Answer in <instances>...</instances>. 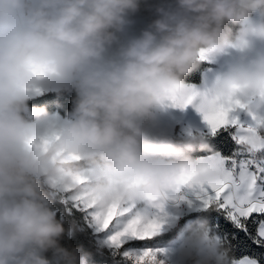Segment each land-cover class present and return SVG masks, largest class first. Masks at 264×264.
I'll use <instances>...</instances> for the list:
<instances>
[{"label": "clouds", "instance_id": "9594fccd", "mask_svg": "<svg viewBox=\"0 0 264 264\" xmlns=\"http://www.w3.org/2000/svg\"><path fill=\"white\" fill-rule=\"evenodd\" d=\"M142 7L150 22L135 32ZM222 58L194 87L197 105L238 100L255 128L240 146L259 151L264 0H0V264H80L52 211L73 175L87 176L98 208L174 193L213 149L200 133L173 139L158 116L186 109L176 100L187 78ZM48 90L73 94L66 118L30 106ZM174 211L166 260L229 264L205 218Z\"/></svg>", "mask_w": 264, "mask_h": 264}, {"label": "snow or ice", "instance_id": "6c2138e0", "mask_svg": "<svg viewBox=\"0 0 264 264\" xmlns=\"http://www.w3.org/2000/svg\"><path fill=\"white\" fill-rule=\"evenodd\" d=\"M199 96L189 87L177 97L176 106H196L205 126L200 134L210 140L213 151L197 156L196 166L182 175L174 193L156 194L146 202L118 198L98 208L87 192L86 175L71 176L64 189V203L84 212L96 231L106 235L104 244L117 258L115 264H165L161 257L167 249L159 245L178 219L174 209L205 218L215 240L229 250V264H264V253L262 258L235 256L250 245L264 250V147L249 151L240 146L255 128L239 114L243 105L238 100L197 105ZM261 140L264 145V137ZM42 143H50V137ZM221 219L232 230L224 228Z\"/></svg>", "mask_w": 264, "mask_h": 264}, {"label": "trees", "instance_id": "16d2710c", "mask_svg": "<svg viewBox=\"0 0 264 264\" xmlns=\"http://www.w3.org/2000/svg\"><path fill=\"white\" fill-rule=\"evenodd\" d=\"M151 13L142 7L141 11L133 17L135 21L133 31L138 32L144 28L147 23L150 22ZM210 65L205 63L201 69L193 73L187 78L188 84H198L202 72ZM73 94H64L58 96L56 92L49 91L44 92L41 95L35 97L30 101V106L35 108H46L50 113L58 114L61 118H66L71 110V101ZM173 139H182L176 136H171ZM226 150V149H225ZM201 153H197L198 156ZM52 211L54 212L56 219L64 225L66 229H72L70 236H65L61 240L62 246L65 248H78L80 252V264H115L117 258L113 257L110 250L107 247H103L98 244L95 238V234L90 226V220L86 217V214L71 204L60 203L58 200L52 204ZM188 214V213H185ZM192 218V217H190ZM183 222V221H181ZM220 224L229 230L231 225L223 219L220 220ZM175 236L174 232H167L166 238L159 246L169 244ZM252 254L257 258H262L264 250L259 249L256 245H250L248 249H241L235 253L236 257L241 254Z\"/></svg>", "mask_w": 264, "mask_h": 264}, {"label": "crops", "instance_id": "0c3cea01", "mask_svg": "<svg viewBox=\"0 0 264 264\" xmlns=\"http://www.w3.org/2000/svg\"><path fill=\"white\" fill-rule=\"evenodd\" d=\"M226 63L227 60L222 58L216 64H209L210 66L202 72L199 83L189 85L195 88L201 87L202 80L207 79L210 81L213 79L217 73L223 70ZM158 119L163 130L178 138H183L188 131L193 133L205 131L202 117L196 110L195 105H191L182 111L179 109H168L161 112ZM181 211L183 212V210ZM183 213L185 214L186 212Z\"/></svg>", "mask_w": 264, "mask_h": 264}, {"label": "rangeland", "instance_id": "374dc122", "mask_svg": "<svg viewBox=\"0 0 264 264\" xmlns=\"http://www.w3.org/2000/svg\"><path fill=\"white\" fill-rule=\"evenodd\" d=\"M49 91H53V90H48V91H45V92H49ZM44 93V92H43ZM178 216L180 215V213H176ZM90 226L92 228V231L93 233L95 234V238H96V241L98 242L99 245L103 246V247H107L105 244H104V240L106 239V235L104 233H99L96 231L95 229V226H93L90 222ZM162 248H165L167 249L169 247V244H165V245H162L160 246ZM161 259L164 260L165 264H172V262L170 260H166L165 257H161Z\"/></svg>", "mask_w": 264, "mask_h": 264}]
</instances>
